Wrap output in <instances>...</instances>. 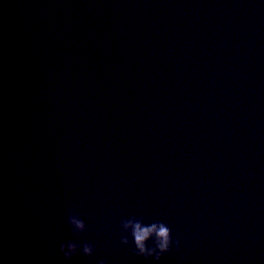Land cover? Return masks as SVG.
Wrapping results in <instances>:
<instances>
[{"label": "water", "instance_id": "water-1", "mask_svg": "<svg viewBox=\"0 0 264 264\" xmlns=\"http://www.w3.org/2000/svg\"><path fill=\"white\" fill-rule=\"evenodd\" d=\"M101 259L264 264V0H0V264Z\"/></svg>", "mask_w": 264, "mask_h": 264}, {"label": "clouds", "instance_id": "clouds-1", "mask_svg": "<svg viewBox=\"0 0 264 264\" xmlns=\"http://www.w3.org/2000/svg\"><path fill=\"white\" fill-rule=\"evenodd\" d=\"M68 223L72 228L73 234H82L86 231L85 222L77 215L71 214L68 216ZM122 229L121 244L129 245V236L134 244V255L144 257L145 259L154 258L159 262L163 255L171 250L173 240L170 228L163 222H153L146 225L143 218L135 216L123 219L120 223ZM127 233L128 235H124ZM152 241V246L149 247L148 242ZM179 249L180 242H175ZM60 253L65 260L71 261L77 255L82 254L84 257H92L95 253V246L90 243L77 244L75 241L67 240L61 243L59 248ZM98 264H106V261L99 260Z\"/></svg>", "mask_w": 264, "mask_h": 264}]
</instances>
